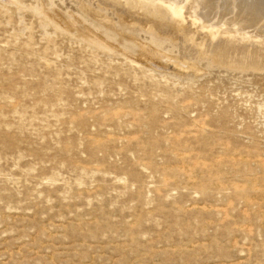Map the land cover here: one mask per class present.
<instances>
[{
  "label": "rangeland",
  "instance_id": "1",
  "mask_svg": "<svg viewBox=\"0 0 264 264\" xmlns=\"http://www.w3.org/2000/svg\"><path fill=\"white\" fill-rule=\"evenodd\" d=\"M185 4L163 38L99 0H0V264H264V68L201 53L257 39Z\"/></svg>",
  "mask_w": 264,
  "mask_h": 264
},
{
  "label": "bare ground",
  "instance_id": "2",
  "mask_svg": "<svg viewBox=\"0 0 264 264\" xmlns=\"http://www.w3.org/2000/svg\"><path fill=\"white\" fill-rule=\"evenodd\" d=\"M248 1L249 0H99V3L101 5L110 7L111 9L114 8L113 10L115 11L116 15L118 14L122 20H125L130 24L138 23L141 28H144L149 32L157 31L158 33H161V36L163 35V38L165 35L167 37L174 38L175 30L173 31V28L175 27L177 29V32L184 27L182 10L186 5L185 3L191 2L192 6L190 9H193V11H191L189 17L191 18L192 25H201L202 23H199L204 19H206L204 24L211 25V27L212 25H217V23L215 22L217 20H219V24H225V26L226 22H230L229 28L227 29L228 31L233 30L234 32H241V34L249 33V36H254L257 40L259 39L258 41L251 40L250 43L236 44L234 43L235 36H232L229 39L228 35L227 39H223L222 36L218 34V37H214L215 33L219 30L217 31V29L214 30L213 28L212 31L208 32L209 34L213 35V37L210 36L211 39L208 38V40H206V43H204V49H201V53L209 55L211 58H213V62H216L217 64L220 63V65L225 64L229 65L230 67L243 70H258L264 68V47L261 44V46H257V43L260 42V39L264 38V18L261 20V18L264 17V12L262 9L260 10L261 12L257 10L255 11L252 3H249ZM216 3L217 6H215ZM214 7L216 11H214L215 14L214 16H212L211 11ZM38 12L48 20V23L53 24V26H56L58 29L72 32L76 37L86 40V42L90 45H93L100 49L104 48L111 50L114 48V42H112L110 39L102 37L100 33L97 34V32L93 31V29H90V27H86L87 30L79 31L77 30V25H75L74 22L72 23L68 21L69 23L67 24V26L62 23L60 17H57L56 13L49 12L42 7L38 9ZM228 13L230 14L228 16H225ZM93 17H100V13L94 12ZM228 24L229 23H227V25ZM192 35L187 38H192ZM241 36L243 38H247L244 34H242ZM241 38L239 37V39ZM158 46L161 45H159L158 43L156 44L154 39L150 40L148 43V47L143 46L142 50L137 51L138 58L141 59L137 60L144 61L145 59L148 60L156 58L157 55L163 56V54L161 55V49ZM202 46L200 45V47ZM200 47L198 46L199 50ZM149 63L151 64L152 62ZM147 67H150V65L148 64Z\"/></svg>",
  "mask_w": 264,
  "mask_h": 264
}]
</instances>
